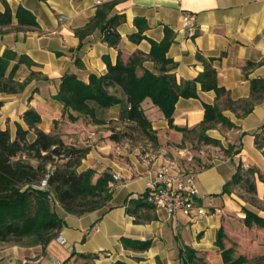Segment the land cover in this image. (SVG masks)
Instances as JSON below:
<instances>
[{
  "label": "crops",
  "instance_id": "crops-1",
  "mask_svg": "<svg viewBox=\"0 0 264 264\" xmlns=\"http://www.w3.org/2000/svg\"><path fill=\"white\" fill-rule=\"evenodd\" d=\"M110 2L113 6L107 17H122L116 27L120 34L119 45H108L99 29L80 38L76 31L88 23L99 7ZM6 4L13 19L8 32L0 33V54L11 49L17 55L27 56L32 64H20L14 75L18 82L28 80L23 90L0 92L3 101L0 126L9 128L12 134L16 122L27 128L22 114L32 108L40 114L38 127L41 130L57 131L66 142L89 147L78 167L79 172L91 168L96 177L109 171L112 178L117 175V179L113 180L111 198L105 207L74 215L57 205L56 212L63 221L57 237H62L65 243H60L56 237L45 247H8L0 251V264H23V259L28 264H58L65 260L70 264L82 261L77 257L79 253H97L94 264H113L116 260L129 264H183L185 246L198 251L208 264H224L215 244L218 231L221 227L227 231L230 215L242 219L241 208L247 207V202L235 194V189L223 193L222 187L238 164L256 166L264 174V152L254 142L255 133L264 134V100L245 116L224 110L223 114L234 126L227 128L217 124L205 132L218 139L223 147L234 145V149H238L230 154L218 153V157L196 171L198 204L204 207L205 214L189 217L171 215L159 207H140L136 221L135 216L127 212L129 197L148 191L157 170L169 161L176 164L175 169L185 168L180 159L175 162L165 154L173 149L167 142L178 143L184 133L170 128L158 107L149 98L144 99L141 107L156 131L158 149L141 155L131 151L128 137L111 138L112 133L125 131L129 125L119 119L120 104L98 109L95 120L79 117L71 121L67 112L62 115L63 105L54 95L64 74L74 73L88 81L90 74L106 72L107 60L112 64L116 62L118 50L124 60L138 50L148 54V40L134 42L129 37L138 31L134 20L139 18L143 19L139 24H145L143 34L154 41L163 38L165 26L173 31L167 56L174 62L170 72L178 80L193 79L203 70L202 62L196 57L200 53L213 58L218 83L233 99L246 98L250 94V79L264 78V0H0V10H4ZM20 6L35 16V26L14 29L17 25L14 15ZM186 12L196 17V32L192 36L183 27L182 16ZM142 66L154 70L151 60H144ZM197 88L198 97L177 100L174 125L187 129L197 127L203 119V104L214 102L213 91H202L199 84ZM29 136L33 138V130ZM182 152L180 149L177 155ZM255 184V196L262 201L264 182L257 174ZM259 211L263 210H255L260 215ZM122 239L149 241V246L140 249L136 245H125ZM259 255H264V251Z\"/></svg>",
  "mask_w": 264,
  "mask_h": 264
},
{
  "label": "trees",
  "instance_id": "trees-1",
  "mask_svg": "<svg viewBox=\"0 0 264 264\" xmlns=\"http://www.w3.org/2000/svg\"><path fill=\"white\" fill-rule=\"evenodd\" d=\"M112 6L113 3L110 2L99 7L88 23L76 31L78 36L82 38L99 29L103 40L108 45L117 47L120 34L116 27L122 17H107ZM14 16L17 18L14 29L37 24L35 16L22 6L18 7ZM12 19L13 13L6 4L5 9L0 10V33L8 32ZM141 20L143 21L135 18L134 22L139 29L129 37L134 42L148 40L149 53L144 54L138 50L124 60L118 50L116 62L112 64L107 60L106 72L101 75L90 74L88 81L78 78L74 73L64 74L54 95L63 105L62 115L67 112V118L71 121L79 117L95 120L98 109L120 104L119 119L129 125L125 127V131L112 133L111 138L119 140L129 137L128 127L133 126L149 140L156 141V131L141 107L144 99L149 98L162 112L170 128L183 133L199 131V139L204 144L218 146L225 154L237 152L238 149H234V145L223 147L218 139L208 136L205 132L217 124L227 128L234 126L223 114L224 110H230L238 116L251 112L256 104L264 100V78L250 79L249 96L233 99L228 90L218 83L213 58L197 53L196 57L202 62L203 70L193 79L178 80L175 74L170 72L174 62L167 56L174 37L173 31L165 26L163 38L154 41L143 34L145 24H139ZM146 59L154 63V70L143 68L142 64ZM22 63L30 65L32 61L25 55H17L11 49H5L0 54V92L16 93L23 90L28 80L18 82L14 79ZM198 84L200 90L215 93L214 102L203 104V119L197 127L187 129L174 125L173 113L177 100L180 97H198ZM2 105L3 101L0 100V108ZM22 118L27 128L16 122L14 134L9 128L0 126V241L22 243L24 239H28L30 245L45 247L57 237L63 225L62 218L54 206L59 205L65 212L74 215L105 207L111 198L113 185L110 186L109 182L113 178L109 171H103L96 177L95 170L91 168L79 172L78 167L89 152V147L66 142L57 131L41 130L38 127L41 117L34 109L25 110ZM30 130H33V138L29 136ZM254 142L256 147L264 152L262 132L255 133ZM256 174L264 182V174L258 167L238 164L232 177L224 183L222 192L230 193L234 188L241 187L251 194V201H256ZM140 207H156L148 199V191L128 199L127 212L134 215L136 221L137 209ZM241 210L244 213L242 222L246 227L255 226L264 231L263 216L245 206H242ZM225 237L221 227L215 244L220 249L224 264H249V258L245 255H233V248L224 244ZM122 241L125 245H136L140 249L149 246V241ZM77 257L82 261L70 264H94L98 254L79 253ZM262 257L260 255L254 259L256 264H264L261 263ZM182 258L183 264H208L204 256L189 246L182 250ZM59 264L68 263L65 260ZM113 264L129 263L116 260Z\"/></svg>",
  "mask_w": 264,
  "mask_h": 264
},
{
  "label": "rangeland",
  "instance_id": "rangeland-1",
  "mask_svg": "<svg viewBox=\"0 0 264 264\" xmlns=\"http://www.w3.org/2000/svg\"><path fill=\"white\" fill-rule=\"evenodd\" d=\"M129 133V145L131 151H138L139 154H144L147 151L155 152L158 149V141L156 136V141L149 140L138 128L133 126L128 127ZM199 131L184 133L183 138L178 142L168 141V145H172V152H166L165 154L169 156L171 160L175 162L180 159L182 164L188 167L191 166L195 171L199 170L202 166H207L210 163V160L214 157H218V153H222V150L218 146L204 144L199 139ZM175 148V149H174ZM177 148V149H176ZM183 149L181 155H177V152ZM175 153V154H174ZM189 157V158H188ZM235 194L241 196L245 200L246 206L259 211L260 215H264V201H258L256 196V201L252 200L251 194L245 192L241 187H236ZM251 201V202H250ZM55 209L57 206H54ZM231 218H228L230 226L227 228V231L224 232L226 237L224 239V244L227 247H232L234 250V256L239 254L245 255L249 258V264H256L254 260L258 257L261 251H264V231L255 226L246 227L241 218H238L235 215H230ZM29 240L24 239L22 243H15L13 241H0V251L8 247L20 246V247H29L33 246L29 244ZM260 256V255H259ZM263 262L264 263V255ZM25 259L21 260L23 264H28Z\"/></svg>",
  "mask_w": 264,
  "mask_h": 264
},
{
  "label": "built area",
  "instance_id": "built-area-1",
  "mask_svg": "<svg viewBox=\"0 0 264 264\" xmlns=\"http://www.w3.org/2000/svg\"><path fill=\"white\" fill-rule=\"evenodd\" d=\"M183 27L192 36L196 32V17L192 13H183ZM176 164L169 161L162 165L155 177L149 183L148 199L156 207L165 209L171 215L183 214L189 217H197L205 214V209L198 204L199 189L196 183V171L188 166L183 169H175ZM117 175H113V180ZM113 180L109 185H113ZM45 182L42 183V186ZM60 243L65 240L58 236ZM59 264V263H58Z\"/></svg>",
  "mask_w": 264,
  "mask_h": 264
}]
</instances>
